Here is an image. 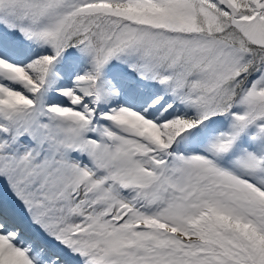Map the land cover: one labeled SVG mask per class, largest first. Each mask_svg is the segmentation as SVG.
Here are the masks:
<instances>
[{
    "label": "snow or ice",
    "instance_id": "6c2138e0",
    "mask_svg": "<svg viewBox=\"0 0 264 264\" xmlns=\"http://www.w3.org/2000/svg\"><path fill=\"white\" fill-rule=\"evenodd\" d=\"M0 264H264V0H0Z\"/></svg>",
    "mask_w": 264,
    "mask_h": 264
}]
</instances>
